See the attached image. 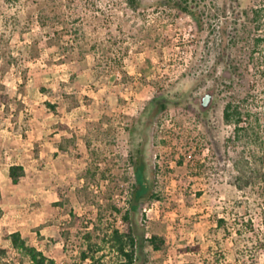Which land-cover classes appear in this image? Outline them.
Masks as SVG:
<instances>
[{"label": "rangeland", "instance_id": "obj_1", "mask_svg": "<svg viewBox=\"0 0 264 264\" xmlns=\"http://www.w3.org/2000/svg\"><path fill=\"white\" fill-rule=\"evenodd\" d=\"M257 9L264 0H0V264H21L14 231L56 264H93L85 251L120 264L114 229L133 232L137 264H264ZM248 96L259 122L239 138L224 109Z\"/></svg>", "mask_w": 264, "mask_h": 264}, {"label": "trees", "instance_id": "obj_2", "mask_svg": "<svg viewBox=\"0 0 264 264\" xmlns=\"http://www.w3.org/2000/svg\"><path fill=\"white\" fill-rule=\"evenodd\" d=\"M185 10H189L188 7H184ZM264 10H253V18L252 21L256 24L261 23L264 18L263 14ZM248 14V13H247ZM193 15L197 18V13H193ZM260 26H258L259 28ZM252 36V33L250 34ZM238 36V35H237ZM238 38V37H237ZM236 39V36L234 37ZM249 44L253 46V51L256 54L258 49H260L264 45V36L256 34L249 41ZM261 63L258 61V65ZM259 68V67H258ZM235 69H237L235 67ZM240 69V67H239ZM264 75V74H263ZM252 101L256 99L255 96L251 97ZM250 97H244L239 100L229 101L224 109V119L228 124H233L236 127V131L241 136V132H245L249 134V130L254 128V125L258 124L259 118L253 116L254 111L251 109L252 105L249 103ZM264 104V102H263ZM160 108H166L165 103H160ZM136 175L138 178V188L133 193L134 201L139 200L142 196H145V187L142 181V172H143V163L142 161L135 163ZM9 175L14 184H18L20 180L25 175V170L22 165H13L9 169ZM136 206L133 205V208ZM128 214L126 215V219L128 220ZM3 215V209L1 206V196H0V217ZM110 242L112 244V248L120 254L123 259L120 264H137L136 258V239L133 232L122 233L118 229H114L110 235H108ZM5 239L10 241L13 249L21 256L20 262L24 264L27 262L28 264H56L54 259H51L45 255L42 251H40L36 246L32 245L19 231H14L5 236ZM158 237L154 236L151 239H148L155 248H159L158 245ZM100 252L102 247H98ZM92 249V248H91ZM90 249V250H91ZM1 253H5L4 250L0 251ZM92 260L93 264H100V261H97L96 255H90L89 251H85L82 253V260ZM1 262V259H0ZM99 262V263H98ZM140 264H146L142 262Z\"/></svg>", "mask_w": 264, "mask_h": 264}, {"label": "water", "instance_id": "obj_3", "mask_svg": "<svg viewBox=\"0 0 264 264\" xmlns=\"http://www.w3.org/2000/svg\"><path fill=\"white\" fill-rule=\"evenodd\" d=\"M213 102V94L211 92H207L202 98H201V109L203 111L208 110Z\"/></svg>", "mask_w": 264, "mask_h": 264}]
</instances>
